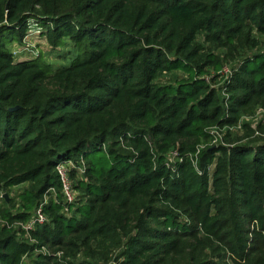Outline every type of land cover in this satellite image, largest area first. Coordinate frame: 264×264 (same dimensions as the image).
Masks as SVG:
<instances>
[{"label": "trees", "instance_id": "obj_1", "mask_svg": "<svg viewBox=\"0 0 264 264\" xmlns=\"http://www.w3.org/2000/svg\"><path fill=\"white\" fill-rule=\"evenodd\" d=\"M257 107L264 0H0V264H264Z\"/></svg>", "mask_w": 264, "mask_h": 264}, {"label": "rangeland", "instance_id": "obj_2", "mask_svg": "<svg viewBox=\"0 0 264 264\" xmlns=\"http://www.w3.org/2000/svg\"><path fill=\"white\" fill-rule=\"evenodd\" d=\"M13 54L17 59L24 58H33L36 54H38V50H41L44 59L50 63L52 68L58 66H67L69 65L70 58L72 56V50L70 45L66 47H61L57 49H53L46 44L43 39L38 38L37 31L34 29L29 31L27 37L22 45H13ZM68 50L70 51L68 53ZM56 69V68H55ZM54 70V69H53ZM223 94V93H222ZM260 108H256L255 110L249 113H242L240 116L239 122L236 126L228 129L223 128V130L218 131L219 137H222L225 132H230V137L235 136L236 133L243 136L245 132L243 130L244 126H247L251 129V138L257 137L258 140L264 141V113L259 112ZM260 125V127H258ZM216 132V131H215ZM79 179H82V175L78 176ZM75 184V182H73ZM25 187V185H19L12 187L9 190V197H11L12 201L15 203L17 201L18 193ZM73 191L74 200L78 197V192L76 189ZM1 204V202H0ZM15 208V207H14ZM15 227H26L27 225H22L21 223H15ZM44 252H48L47 249H44ZM61 252H57L56 256H60ZM32 257H27L24 260V264H27Z\"/></svg>", "mask_w": 264, "mask_h": 264}, {"label": "built area", "instance_id": "obj_3", "mask_svg": "<svg viewBox=\"0 0 264 264\" xmlns=\"http://www.w3.org/2000/svg\"><path fill=\"white\" fill-rule=\"evenodd\" d=\"M228 68L224 67L223 72L228 73ZM259 112L264 113V110H259ZM82 164V163H81ZM76 167L74 163L69 162L66 165H60L57 167V173L61 182V190L64 197V200L68 203L74 200L72 182L69 178V168ZM80 172H83L82 168H79ZM46 221L44 214L42 213L41 206H39L35 212L34 217L26 227L34 228L37 225H41Z\"/></svg>", "mask_w": 264, "mask_h": 264}]
</instances>
